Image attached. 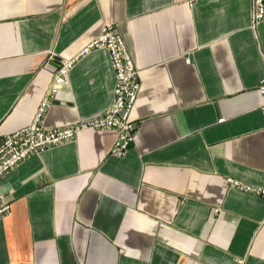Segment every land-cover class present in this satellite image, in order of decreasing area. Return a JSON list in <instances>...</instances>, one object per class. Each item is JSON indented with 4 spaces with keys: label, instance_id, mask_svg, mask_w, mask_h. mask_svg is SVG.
Here are the masks:
<instances>
[{
    "label": "crops",
    "instance_id": "obj_1",
    "mask_svg": "<svg viewBox=\"0 0 264 264\" xmlns=\"http://www.w3.org/2000/svg\"><path fill=\"white\" fill-rule=\"evenodd\" d=\"M119 27L140 91L136 135L76 137L0 179V264H264V19L251 0H0V134L30 124L61 59H75L47 127L102 113ZM222 119V120H220Z\"/></svg>",
    "mask_w": 264,
    "mask_h": 264
},
{
    "label": "built area",
    "instance_id": "obj_2",
    "mask_svg": "<svg viewBox=\"0 0 264 264\" xmlns=\"http://www.w3.org/2000/svg\"><path fill=\"white\" fill-rule=\"evenodd\" d=\"M251 12L254 25L264 19V0H251ZM93 48L107 50L110 64L114 70L115 83L109 106L100 114L71 124L45 126L43 124L45 111L66 84V77L75 62V59H61L32 122L13 132L0 134V179L30 156L49 147L73 140L77 132L83 129L114 130L117 137L110 154L122 156L127 152L128 146L135 138L137 129V124L130 118V113L140 91L139 71L134 65L121 30L116 24L105 23L98 36L83 52ZM258 90L262 95L261 110L264 112V77L258 82ZM229 182L245 191L264 197V188L262 187L243 184L233 178L229 179ZM10 208V203L4 200L0 192V217L8 214Z\"/></svg>",
    "mask_w": 264,
    "mask_h": 264
}]
</instances>
